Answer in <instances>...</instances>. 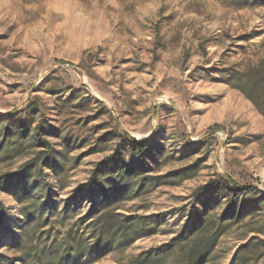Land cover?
I'll return each instance as SVG.
<instances>
[{
  "label": "rangeland",
  "instance_id": "374dc122",
  "mask_svg": "<svg viewBox=\"0 0 264 264\" xmlns=\"http://www.w3.org/2000/svg\"><path fill=\"white\" fill-rule=\"evenodd\" d=\"M251 74L264 75V0H0V264H35L30 246L71 228L89 239L106 194L156 230L82 264H129L207 221L220 234L206 264H238L245 244V264H264V193L235 208L225 187L193 199L220 175L264 192V114L242 89ZM20 123L41 124L53 148L48 222L34 235L21 172L39 148L18 152ZM124 132L150 146L125 151L137 175L114 187Z\"/></svg>",
  "mask_w": 264,
  "mask_h": 264
},
{
  "label": "trees",
  "instance_id": "16d2710c",
  "mask_svg": "<svg viewBox=\"0 0 264 264\" xmlns=\"http://www.w3.org/2000/svg\"><path fill=\"white\" fill-rule=\"evenodd\" d=\"M242 79L245 82L242 89L264 114V75L258 74L255 76V74H251ZM17 119L22 120L21 117ZM42 129L41 124H38L32 130L27 124L20 123V134L23 135L24 143L19 145L18 152H29L30 148H39L34 156L26 162L21 172V174H24L23 178H25L22 195L28 197V201L22 209L23 214L26 216L23 224L34 222L30 235H34L38 227L44 226L48 222L47 216L43 217L45 206L48 205V199L50 198V184L45 166L50 165L53 148L42 137ZM28 138H34V142L39 144H25ZM149 146V140H138L128 132L123 133L117 153L114 155L116 166L112 168L107 178L113 181L114 187L122 185L125 180L133 179L137 175L135 170L129 169V164L124 161L125 151L129 150L132 158H143ZM100 150H103V148L100 147ZM27 171L29 176L26 178ZM95 176L92 189L98 187V191L102 193L103 198L105 197L102 190L105 188L104 178L101 179L99 173ZM224 187L230 191V208H235L241 194L257 196L264 193L254 185L245 186L230 175H220L218 178L207 182V184L196 188L193 199L200 198L210 189H214L215 193H219L223 191ZM106 197L104 210L94 218L91 224L92 230L89 239L85 238L87 232L83 233V231L77 230L74 234L72 228L65 233L62 239L55 243L47 244L46 238L40 239L44 244L41 247L31 245L28 252L29 255L33 253L31 256L34 263L82 264L84 260L90 261L93 257L105 255L113 249L133 243L139 236L153 233L156 230V228L149 226L146 218L137 220L123 218L120 214H117L118 208L108 207V205H111L112 200L107 194ZM3 224H5V205L0 201V226ZM213 225L211 221L204 222L200 229L196 227L197 229L172 240L169 247L160 246L142 252L134 257L129 264H168L169 256L174 257V264H206L220 234V229L214 231ZM245 247L246 244L241 245L236 254L238 264H245L248 261V256L244 253L247 252V250H244Z\"/></svg>",
  "mask_w": 264,
  "mask_h": 264
}]
</instances>
